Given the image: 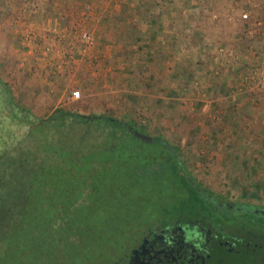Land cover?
<instances>
[{
  "label": "rangeland",
  "instance_id": "obj_1",
  "mask_svg": "<svg viewBox=\"0 0 264 264\" xmlns=\"http://www.w3.org/2000/svg\"><path fill=\"white\" fill-rule=\"evenodd\" d=\"M121 1L125 0H0V76L19 103L40 116L62 109L141 125L153 137L180 149L187 176L210 197L230 204L264 201V173L257 170L264 171V164L215 161L219 149L211 143L212 133L200 132L202 122L217 125L215 110L229 108L226 103L235 111L257 113L250 118L252 123L264 122V0H193L191 5L181 0L185 16L193 18L184 31L200 24L204 37L199 38L198 50L204 57L200 56L196 73L187 76L186 91L161 92L159 99H152L141 84L131 80L125 88L120 86L112 63L106 67L103 87L84 84L89 80L84 75L86 67L96 63L102 71L100 67L111 59L109 49L96 55L94 51L98 36L113 23L114 5ZM163 6L164 21L175 16L178 6L173 1ZM130 8L129 14H134ZM131 20L121 22L123 28ZM87 35L94 37L95 46L86 47ZM186 47L180 49V56L188 57ZM202 75L221 78V102L213 100V83L203 84ZM123 88L128 90L125 94L120 92ZM74 91L81 93L80 98L73 96ZM168 180L166 175L151 186L139 185L129 192L118 189L98 202L92 192L87 202L75 193L58 192L49 198L52 210L30 205L20 232L15 226L0 241V264H119L146 231L150 235L164 225L185 227L199 218L200 204L189 200L198 190L174 188ZM201 203L206 212L202 216L214 224L219 215L208 201L201 199ZM95 204L105 214L93 215ZM83 226L90 227V233L79 237L76 245L73 236Z\"/></svg>",
  "mask_w": 264,
  "mask_h": 264
},
{
  "label": "trees",
  "instance_id": "obj_2",
  "mask_svg": "<svg viewBox=\"0 0 264 264\" xmlns=\"http://www.w3.org/2000/svg\"><path fill=\"white\" fill-rule=\"evenodd\" d=\"M167 1L139 0L137 4V0H125L115 4L113 23L106 29L108 38L119 30L121 22L128 21L129 17L135 18L134 24H128L126 36L122 41L116 40V44L122 42L125 48L136 45L135 37L141 36L150 20L159 23L164 19L167 10L160 7ZM171 1L178 8L175 19L168 23L174 39L170 48L180 54V49L187 46L188 57L180 62L175 58L168 60L166 52L160 50L154 72L151 73L149 67L136 68L138 76L135 81H141L145 91L153 92L156 87L171 88L173 95L186 91L187 76L196 73L195 67L200 65V56L195 53L200 24L194 23L193 29L186 33L184 30L192 26L193 18L184 16L181 0ZM185 3L191 5L193 0ZM130 7H133L134 14H129ZM166 175L171 178L168 184L174 188L186 186L188 189L190 186L194 191L198 190L189 199H193L197 206L204 199L187 176L178 147H172L163 138L153 137L141 125L112 116L84 115L62 109L40 116L28 106L21 105L9 84L0 76V241L15 226L20 232L30 205L52 210L49 198L58 192L72 196L75 193L77 199L86 202L88 193L92 192L94 202H98L118 189L129 192L139 185L151 186ZM93 206H96L93 215L105 214L100 206ZM90 229L88 226L78 227L73 236L76 245L79 237L90 233ZM147 234L149 231L141 239ZM140 242L135 241L130 251Z\"/></svg>",
  "mask_w": 264,
  "mask_h": 264
},
{
  "label": "crops",
  "instance_id": "obj_3",
  "mask_svg": "<svg viewBox=\"0 0 264 264\" xmlns=\"http://www.w3.org/2000/svg\"><path fill=\"white\" fill-rule=\"evenodd\" d=\"M159 1V0H157ZM121 1L120 3H122ZM116 2V4H120ZM172 16V17H171ZM166 21L162 19L159 23L153 19L150 20L148 26H145L146 29L142 30L141 36H137L134 39L136 45H131L130 48H125L121 43L116 44V40L122 41L123 38L126 36L127 29L123 28V25L120 24L119 30H116L114 36L112 38H108L106 32L102 33V36H98L99 45L95 49L94 54L104 53L108 49L111 52L110 60L106 59V63L101 66V70L96 68V63L91 67H86L84 73L89 80L84 81L85 86L88 88L94 84L101 85L105 82L106 74V67L115 66V75L119 76V81L121 82L120 86H127L129 80L131 83L133 82L137 84H141V81H135L138 76V71L136 68H148L151 73L154 72V63L157 60V53L162 50L166 52V59L172 60H181L185 57L180 56L178 52H174L172 48H170V43L174 40L172 34L169 30L168 23L173 22L175 19L174 14H172ZM185 16V15H184ZM187 17V16H186ZM185 17V18H186ZM188 18V17H187ZM132 21V20H131ZM135 18L133 19L132 23H135ZM182 34V33H181ZM105 36V37H104ZM203 33H200V37H196L195 41L198 43V46L195 48V53L201 58L204 57L203 54H199V38L201 41V37ZM204 37V36H203ZM103 39V40H102ZM205 39V38H204ZM207 40V39H206ZM201 45V44H200ZM215 49V48H214ZM119 56V57H118ZM115 57H118L115 59ZM107 58V57H105ZM98 62V61H97ZM169 63V62H168ZM196 65L195 68H197ZM200 67V65H199ZM230 68V67H229ZM98 70V71H97ZM209 70V69H207ZM206 70V71H207ZM208 72V71H207ZM204 72L203 74H207ZM229 71L227 70L226 73ZM95 74V75H94ZM219 74V73H218ZM92 76H97L96 79H93ZM211 76V75H210ZM231 76V75H230ZM203 84L205 81L209 82L211 80L212 90L215 96L213 100H219L220 102L223 100L224 96L220 89L221 78L217 79L215 77H206V75H202ZM150 81L152 79H149ZM209 84V83H207ZM121 89L120 92H127V89ZM133 89H137V87L133 86ZM171 88H160L156 87L153 92L146 90L147 95L151 96L152 99H159V95L161 92L164 94L167 93ZM101 95L102 91H98ZM166 99V96H164ZM228 104L232 109L229 108H218L217 117L218 123L214 126H206L205 122L200 123V132H205L207 129L209 133L211 132L213 135L212 145L218 148L219 150L215 153L216 159H220V161H225V163H245L250 165H259L264 164V122L261 120L259 123H252V117H257V113H251L249 110H239L235 111L230 103ZM221 104H219L220 106ZM172 111V109H171ZM250 112V113H248ZM263 113V112H262ZM262 117V114L260 115ZM222 158V159H221ZM258 173L263 176L264 171H259L257 168Z\"/></svg>",
  "mask_w": 264,
  "mask_h": 264
},
{
  "label": "flooded vegetation",
  "instance_id": "obj_4",
  "mask_svg": "<svg viewBox=\"0 0 264 264\" xmlns=\"http://www.w3.org/2000/svg\"><path fill=\"white\" fill-rule=\"evenodd\" d=\"M200 195L219 215L214 224L206 222L200 203L196 221L158 228L119 264H264V201L230 204Z\"/></svg>",
  "mask_w": 264,
  "mask_h": 264
},
{
  "label": "built area",
  "instance_id": "obj_5",
  "mask_svg": "<svg viewBox=\"0 0 264 264\" xmlns=\"http://www.w3.org/2000/svg\"><path fill=\"white\" fill-rule=\"evenodd\" d=\"M87 36L88 37L85 39L86 47H87V45H89L90 48L93 47V46H95V39H94V37L92 35H87ZM73 96L75 98H80L81 93L79 91H74L73 92Z\"/></svg>",
  "mask_w": 264,
  "mask_h": 264
}]
</instances>
